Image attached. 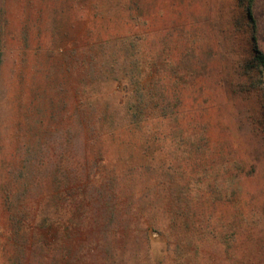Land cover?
Instances as JSON below:
<instances>
[{"label":"rangeland","instance_id":"rangeland-1","mask_svg":"<svg viewBox=\"0 0 264 264\" xmlns=\"http://www.w3.org/2000/svg\"><path fill=\"white\" fill-rule=\"evenodd\" d=\"M244 1L146 0L151 6L149 12H156L150 23L166 25L172 13L182 21L190 14L195 20V29L185 28L177 36L164 30L146 38V52L151 57L157 51L163 55L159 63L151 62L155 71L147 74L146 83H152V75L162 76L161 105L165 108L175 103L178 112L177 119L163 127L167 135L161 145L146 146V161L155 154L162 164L178 168V178H194L193 209L210 220L209 247L199 248L198 254H191L193 261L188 255L182 264H264V104L259 102L258 78L250 79L244 65L240 67L246 50L250 51L251 36L240 15L247 4ZM131 3L132 0H0V158L9 160L13 169L32 176L48 175L46 180H50L57 175V159L45 161L42 169L36 160L47 155L45 142L55 151L71 149L80 156L88 147L89 138L82 136L77 117L70 119L76 103L66 90L71 74L66 69L74 53L78 55L77 63L83 61L81 53L88 48L100 54V43L119 29L118 12L132 15ZM252 10L257 45L264 51V0H254ZM99 32L101 35L96 37ZM191 35L193 38L188 39ZM172 40L178 42L173 49ZM67 56L71 59L69 66ZM102 87L104 94L108 90L106 85ZM105 107L103 104L102 109ZM155 115L148 105L146 117ZM109 148L111 158L118 159L115 146ZM156 180L146 172V178H134V183L139 181L150 189ZM134 185L140 187L138 183ZM60 192L55 185L46 201H34L37 208L32 209L39 219H44L37 229L38 236L49 248H66L68 254L61 264H92L81 252L84 245L95 243L92 217L79 227L71 223L83 217L85 209L91 212V205L78 208L74 204L77 193L63 198L68 193ZM154 195L155 191L149 192L146 202ZM65 199L71 201V212L60 220L56 209L64 205ZM1 200L0 195V264H8L9 256L15 254L9 244L16 242L18 235L6 222L8 210ZM150 211L146 205V214ZM190 230L199 242L203 241L202 229ZM29 232L27 240L32 243V230ZM128 244V248L133 247ZM168 245L163 234L148 227L146 264H178L176 255L171 256L173 260L167 255ZM78 252L80 257L75 255Z\"/></svg>","mask_w":264,"mask_h":264},{"label":"trees","instance_id":"trees-1","mask_svg":"<svg viewBox=\"0 0 264 264\" xmlns=\"http://www.w3.org/2000/svg\"><path fill=\"white\" fill-rule=\"evenodd\" d=\"M244 2L247 4L240 15L251 36L250 51L247 53L246 50V58L240 67L244 65V73L250 79L258 78L256 83L261 87L259 102L264 104V51L257 45V26L252 10L254 0ZM130 6L132 15L118 12L116 22L119 29L112 32L104 43H100V54H95L88 48L81 53L83 61L77 63L78 55L74 53L70 68L66 69L71 73L66 90L76 103V110L70 119L77 117L82 136L84 139L89 138L88 147L81 152V156L71 149L55 151L54 146L45 142L47 155L38 156L36 160L40 165L37 167L42 169L45 161L57 159L54 164L58 170L57 175L50 180H46L48 175L32 176L20 172L23 171L21 169L14 170L9 160L0 158L3 169L0 172L2 206L8 210L7 224L18 235L17 241L9 244L15 254L9 256L8 264H61L62 258L68 254L66 248H49L44 239L39 238L37 229L44 224V219H39L38 213L32 209V206L37 208L33 204L35 200L48 199L49 191L55 185L57 190H61L60 195L68 193L63 198L72 193L78 194L79 197L74 202L76 207L80 208L86 203L91 205V212L85 209L83 217L71 222L73 227H79L86 221L88 223V219L92 217L90 225L95 230V243L84 245L81 251L88 255L87 262L146 264L148 227L167 238V255H176L179 258L178 264H182L181 260L187 261L188 255L189 261H193L191 254H198L199 248L209 247L206 243L209 240L207 236L210 234V220L208 216H199L193 209V196H196L193 192V186L196 185L194 178H178V168L168 163L162 164L155 154L146 161V146L161 145L167 135L163 128L166 122L170 124V121H175L178 117L175 103L172 106L168 103L165 108L162 106L164 100L159 93L162 76L152 75V83H146L147 74L155 71L151 62L159 63L160 56H163L158 51L152 54L153 57L146 52V38L164 30L176 35L185 28L195 29V20L190 14L182 21L176 13H172L166 25L155 21L150 23V17L155 16L156 12H149L151 6L146 0H132ZM173 10L175 11V7ZM100 35L99 32L95 36ZM191 37L192 35L188 39ZM176 43L178 42L172 40L171 49L176 47ZM69 60L71 59L67 56L65 62L68 66ZM159 70L156 68V71ZM103 85L108 90L104 94ZM252 86L255 87L254 84ZM103 100L107 101L103 103ZM103 104L107 107L102 109ZM148 105L156 111L153 118L146 117ZM200 129L204 132L205 128L200 126ZM112 145L118 152V159L111 158L108 147ZM146 172L157 178L150 189L146 188V184H139V181L146 178ZM134 178L139 180L135 183L140 187L134 185ZM32 189L33 192L30 193ZM154 191L156 195L150 196L146 202V196ZM70 204L71 201L65 199L64 205L56 209L60 217L58 219L64 220L69 216ZM146 205L151 210L148 214ZM68 220L69 218L63 224ZM34 222L35 226L32 228ZM53 223L59 225L57 220ZM194 228L202 229L203 241L200 239L199 242L191 232L190 229L193 231ZM30 229L32 243L27 240ZM9 238L11 240L10 235ZM128 243L133 247L128 248ZM75 255L80 257V252ZM148 260H151L149 254Z\"/></svg>","mask_w":264,"mask_h":264}]
</instances>
